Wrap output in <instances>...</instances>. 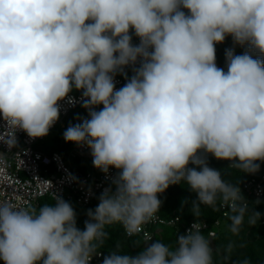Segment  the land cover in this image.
<instances>
[{"label":"clouds","instance_id":"9594fccd","mask_svg":"<svg viewBox=\"0 0 264 264\" xmlns=\"http://www.w3.org/2000/svg\"><path fill=\"white\" fill-rule=\"evenodd\" d=\"M227 36L264 56V0H0V118L11 132L0 141L11 150L17 130L48 135L59 102L75 103V89L89 118L68 127L64 140L87 146L103 173L119 170L84 230L57 194L38 210L0 202L4 264H90L106 225L139 234L160 211L159 194L182 181L197 194L195 216L201 205L231 201L230 231L239 233L241 190L199 153L259 171L264 59L228 49L227 71L218 67L215 46ZM117 74L127 81L118 90ZM260 216L254 211L249 223ZM213 252L191 227L174 248L157 241L136 256L111 251L102 264H214Z\"/></svg>","mask_w":264,"mask_h":264},{"label":"built area","instance_id":"2783aa9c","mask_svg":"<svg viewBox=\"0 0 264 264\" xmlns=\"http://www.w3.org/2000/svg\"><path fill=\"white\" fill-rule=\"evenodd\" d=\"M140 43L136 38L135 45ZM264 59V56H262ZM136 67H139V62ZM132 67L125 69L127 72ZM126 80L123 75L115 76V86L118 90L123 87ZM81 92L75 89L69 93L75 103H69L67 99L60 103V116L57 122L50 128L48 135L40 138H31L26 132L17 130L15 133L17 146L9 150L7 144L0 141V202H8L17 208H38L43 197L59 195L64 200L75 201L80 206H88L93 202L99 203L98 197L112 185L113 179L119 170L110 168L107 174L93 166V157L87 146L70 142L67 153L60 151L47 152L37 148L39 142H44L57 128L62 129V136L66 129L75 125L71 122V114L74 110L82 108L83 99ZM102 106V105H100ZM5 121L0 118V139L11 134L6 129ZM64 138V136H63ZM74 159H80V163L91 162L89 169L85 170L73 163ZM243 199L238 201V206L249 207L252 199H260L264 196V174L252 177L240 187ZM219 207L223 216L235 213L232 202L221 201ZM261 214V213H260ZM262 217V214L260 218ZM222 219L192 220L183 222L180 216L166 217L158 211L154 218L142 226V231L133 236H140L146 245H150L156 239L161 229L165 226L173 227L186 233L191 227L193 231L201 230L209 234V242L221 229ZM99 255H93L90 264H102L105 254L97 251Z\"/></svg>","mask_w":264,"mask_h":264},{"label":"trees","instance_id":"16d2710c","mask_svg":"<svg viewBox=\"0 0 264 264\" xmlns=\"http://www.w3.org/2000/svg\"><path fill=\"white\" fill-rule=\"evenodd\" d=\"M184 11L188 14L187 10ZM130 34L132 35V43L135 45L137 37L134 34V30H130ZM215 47L216 64L225 71H227L225 52L228 49H232L235 55H241L247 51L253 58L262 59V56L257 52L251 51L248 45L240 46L234 44L231 36H227L223 43L216 44ZM127 72H129L131 77L133 74L132 68ZM102 107L98 106L96 110H100ZM87 118H89L88 110L82 107L74 110L70 119L71 122L77 124ZM46 141L48 140H45L43 144L46 146L47 152L60 151L65 154L70 147V142H66L62 134L55 145H46ZM199 155H206L208 166L220 171L225 182L239 186V188L252 177H258L264 174V161H257L256 163L260 165L259 171L254 174H249L229 167L230 161L217 160L211 154H205L202 151ZM188 167L192 168L196 166L189 164ZM158 198L162 201L160 213L163 216H180L183 222H190L192 220H209L213 222L220 218L222 222L227 223V227L220 229L213 239V243H210V246L214 249V264H237V262L242 264L245 260L249 261V264H264V196L260 199L251 200L249 207L246 208L243 223L240 226L238 234H233L230 231L232 224L231 217L237 213H230L224 217L219 207L222 200L218 199L214 207L201 205L200 215L195 216L192 212V204L197 201V194L190 189L186 182L182 181L179 184L170 185L164 193L159 194ZM65 201L73 206L77 214V227L80 230H84L85 221L89 219L87 212L89 209L94 210L96 208L98 205L97 201L88 206H80L75 201ZM54 202L55 200L51 197H43L40 200L39 207L44 204L52 205ZM254 211L261 213L262 217L257 219L253 225L249 223V219ZM104 230L108 233V236L98 243L96 251H102L105 256L109 255L111 251H119L121 254L136 256L151 245H146L140 236L128 237L120 223L106 225ZM182 234L185 233L181 230L178 231L173 227L165 226L156 236L153 243L161 241L174 248L177 246L178 235ZM202 234L209 240L208 232L203 231ZM0 264H4V262L0 260Z\"/></svg>","mask_w":264,"mask_h":264},{"label":"rangeland","instance_id":"374dc122","mask_svg":"<svg viewBox=\"0 0 264 264\" xmlns=\"http://www.w3.org/2000/svg\"><path fill=\"white\" fill-rule=\"evenodd\" d=\"M127 73V76L130 78V74L129 72H126ZM62 134V129L60 127H57L48 137H47V140L46 141V145H55L58 141H59V137L61 136ZM37 148H40V149H43L46 151V146H44L43 142H39L37 143L36 145ZM73 163L75 165H79L81 167H83L85 170L89 169L90 166H91V162L90 161H86L85 164H82L80 163V159H74L73 160ZM227 227V223L226 222H223L222 225H221V229H225Z\"/></svg>","mask_w":264,"mask_h":264}]
</instances>
